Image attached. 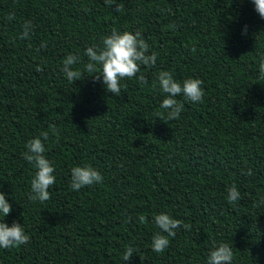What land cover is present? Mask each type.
Masks as SVG:
<instances>
[{"label":"trees","instance_id":"1","mask_svg":"<svg viewBox=\"0 0 264 264\" xmlns=\"http://www.w3.org/2000/svg\"><path fill=\"white\" fill-rule=\"evenodd\" d=\"M25 21L33 28L21 39ZM113 28L140 32L157 57L137 73L147 83L125 78L119 96L84 72L86 48ZM69 54L84 72L75 82L61 71ZM261 62L264 19L252 0H0V191L12 208L0 220L30 237L0 248V264H207L221 242L232 264H264ZM164 70L203 81L202 102L176 97L178 119L160 107ZM45 131L56 181L42 203L29 199L36 170L23 154ZM84 165L103 182L74 191L71 169ZM233 184L240 199L229 203ZM159 213L181 221L161 253Z\"/></svg>","mask_w":264,"mask_h":264},{"label":"clouds","instance_id":"2","mask_svg":"<svg viewBox=\"0 0 264 264\" xmlns=\"http://www.w3.org/2000/svg\"><path fill=\"white\" fill-rule=\"evenodd\" d=\"M114 0H105V4L112 5ZM255 11L261 19H264V0H252ZM119 12L120 6L116 9ZM9 20L15 19V14L8 15ZM33 26L31 21H25L21 39L27 38ZM247 26L244 27L246 33ZM102 47L95 45L87 47L85 56L88 62L84 66V72L94 73L96 79L102 77L106 91L119 96L121 94V80L136 77L138 82L146 84V78L140 72L141 65L152 67L156 63V53L148 54L149 45L142 37L140 32L132 33L130 31L120 32L113 28L110 35L104 37ZM45 47V45H41ZM79 58L69 54L62 64L61 71L69 82L79 80L83 75L74 65L78 63ZM38 71L42 69H37ZM261 75H264V62L259 65ZM157 81L160 90L166 94L160 107L167 113V120L178 119L183 110V104L176 99L182 95L186 100L192 103H200L204 97V90L201 87L203 81L199 78H187L183 82H178L170 71H160L157 74ZM155 86V85H154ZM53 133L59 135L55 125L49 126ZM42 137V138H41ZM49 137L47 131L42 132L40 137L30 139L26 144L27 151L23 154V158L32 164L35 168V175L31 180V201L45 202L51 198L49 189L55 184L56 177L54 175L55 168L52 162L44 155L46 149L44 141ZM251 175V170L248 171ZM103 182L101 173L91 165L74 166L71 169V188L79 191L81 188L92 186ZM227 199L229 203H234L240 199V192L235 184L227 189ZM12 208L5 198V194L0 191V214L7 217ZM141 223L145 221L144 216H140ZM154 222L161 230L152 238V250L157 253L163 252L169 246L168 236H175V229L181 226V221L172 218L167 213H159L155 215ZM187 228V225H183ZM161 233H166L163 235ZM30 241L29 235L26 234L21 223L13 222L11 226L0 220V248L10 249L16 246L25 245ZM134 253V248L128 246L122 256L124 261H128ZM232 246L228 243L214 244L212 250L207 257V264H232L233 261Z\"/></svg>","mask_w":264,"mask_h":264}]
</instances>
